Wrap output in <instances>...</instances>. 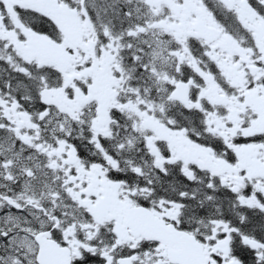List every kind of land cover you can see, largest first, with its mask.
<instances>
[{
  "label": "snow or ice",
  "instance_id": "1",
  "mask_svg": "<svg viewBox=\"0 0 264 264\" xmlns=\"http://www.w3.org/2000/svg\"><path fill=\"white\" fill-rule=\"evenodd\" d=\"M0 264H264V0H0Z\"/></svg>",
  "mask_w": 264,
  "mask_h": 264
}]
</instances>
